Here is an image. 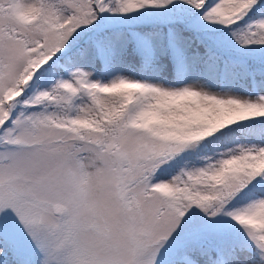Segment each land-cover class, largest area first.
<instances>
[{"label": "snow or ice", "instance_id": "snow-or-ice-1", "mask_svg": "<svg viewBox=\"0 0 264 264\" xmlns=\"http://www.w3.org/2000/svg\"><path fill=\"white\" fill-rule=\"evenodd\" d=\"M0 264H264V0H0Z\"/></svg>", "mask_w": 264, "mask_h": 264}]
</instances>
